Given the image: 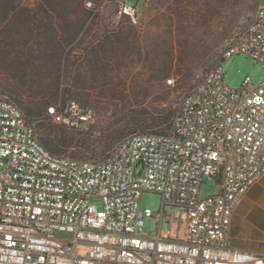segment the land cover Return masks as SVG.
<instances>
[{
    "label": "built area",
    "instance_id": "obj_1",
    "mask_svg": "<svg viewBox=\"0 0 264 264\" xmlns=\"http://www.w3.org/2000/svg\"><path fill=\"white\" fill-rule=\"evenodd\" d=\"M118 12L138 20L134 5ZM237 53L264 68V0L183 96L170 132L129 134L95 161L52 153L0 95V264H264V250L235 248L227 234L264 174V76L229 85L224 62ZM48 114L70 129L95 122L94 108L75 99ZM217 180L220 190L202 197V183ZM145 191L161 195L159 211L142 207ZM150 216L151 235L142 230Z\"/></svg>",
    "mask_w": 264,
    "mask_h": 264
},
{
    "label": "rangeland",
    "instance_id": "obj_2",
    "mask_svg": "<svg viewBox=\"0 0 264 264\" xmlns=\"http://www.w3.org/2000/svg\"><path fill=\"white\" fill-rule=\"evenodd\" d=\"M122 1L138 8L136 23L109 0H14L17 8L9 15V0H0V95L35 124L39 141L44 145L47 132L42 116L29 120L16 99L45 97L57 104L75 99L94 108L92 125L67 129L86 151L74 143L54 154L95 161L129 134L170 132L171 121L143 128L133 119L172 113V120L183 96L220 61L227 40L241 36L254 20L261 0ZM41 5L50 11L40 12L42 21L23 20L26 10L35 14ZM263 76V66L242 53L224 62V78L231 86L247 77L258 83ZM105 143L112 148L99 156ZM217 190L215 181H205L201 196ZM141 204L157 212L162 197L145 191ZM157 228L154 216L144 218L146 234Z\"/></svg>",
    "mask_w": 264,
    "mask_h": 264
},
{
    "label": "trees",
    "instance_id": "obj_3",
    "mask_svg": "<svg viewBox=\"0 0 264 264\" xmlns=\"http://www.w3.org/2000/svg\"><path fill=\"white\" fill-rule=\"evenodd\" d=\"M239 1V0H238ZM241 1V0H240ZM10 5V7H9ZM17 7L15 6L14 0H9L8 2V9L6 10V15H9L11 11H14ZM40 12H46L47 14L50 13V11L41 5L39 8V11L37 13L32 14L31 12H24L23 14V20L26 22L28 20L31 21H42L43 17L40 14ZM16 18V15L13 14V18ZM53 27H55L53 25ZM56 35V34H55ZM56 37V36H55ZM62 55V52H61ZM186 71L189 73L191 71V67L187 66ZM27 86L29 85L27 82H24ZM17 101L26 111V117L31 120V118L42 116L41 120L44 121V127L46 129V136L42 137L43 143L46 148H48L52 153H61L63 149L69 148L71 146L76 145L79 149H84V145L81 144L82 141L80 139H77L74 134H69V130H79V129H70L65 126H62L58 123H55L51 120L49 114H48V107L50 105H55L57 103H53L52 100L42 97V98H35V97H29L27 99H16ZM176 114L174 115V117ZM172 113H168L167 115H164L163 117H160L159 119H146L141 117H134L133 123L135 126H140L143 128H149V127H157V126H163L168 125V123H172L174 120V117L172 118ZM93 133L92 129H88ZM155 133H167V132H155ZM71 135V136H69ZM80 141V142H79ZM79 143V144H77ZM112 148L111 143H105L101 144L99 151L97 152L99 156H104L110 149ZM86 151V149H84Z\"/></svg>",
    "mask_w": 264,
    "mask_h": 264
},
{
    "label": "crops",
    "instance_id": "obj_4",
    "mask_svg": "<svg viewBox=\"0 0 264 264\" xmlns=\"http://www.w3.org/2000/svg\"><path fill=\"white\" fill-rule=\"evenodd\" d=\"M109 1L117 4L124 2L122 0ZM215 183L219 191L220 181L217 180ZM227 234L235 248L249 251L264 250V174L238 202Z\"/></svg>",
    "mask_w": 264,
    "mask_h": 264
}]
</instances>
